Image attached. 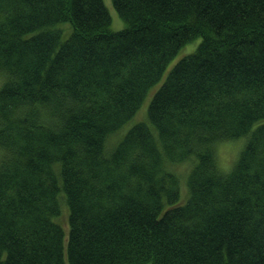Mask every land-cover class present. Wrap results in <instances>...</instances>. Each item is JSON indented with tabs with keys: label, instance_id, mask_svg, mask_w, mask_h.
<instances>
[{
	"label": "trees",
	"instance_id": "1",
	"mask_svg": "<svg viewBox=\"0 0 264 264\" xmlns=\"http://www.w3.org/2000/svg\"><path fill=\"white\" fill-rule=\"evenodd\" d=\"M112 4L0 0V264H264V0Z\"/></svg>",
	"mask_w": 264,
	"mask_h": 264
},
{
	"label": "rangeland",
	"instance_id": "2",
	"mask_svg": "<svg viewBox=\"0 0 264 264\" xmlns=\"http://www.w3.org/2000/svg\"><path fill=\"white\" fill-rule=\"evenodd\" d=\"M105 5L109 9V12L112 17L110 28L113 30H120L123 29L126 26V22L120 17L116 9L114 8L112 4V0H104ZM61 26L64 28L63 38H66L69 33L72 30V26L69 22H63L61 23ZM200 42V39H197L195 41H192L188 44H186L184 47L181 48V50L178 52V54L170 61L168 64L162 79L154 84L149 91L147 92V95L145 96L140 108L135 113V115L128 120L119 130H117L115 133H113L110 138L108 139V142L106 143V149L107 151H111V149L124 137L126 132L129 130L130 127H132L135 123L141 122V121H149L148 116V106L152 99V96L154 92L158 89L160 84L163 82L164 78L168 74L169 70L172 68V66L183 56L186 54L192 52L198 43ZM246 140L245 136L240 137L239 139L233 140V141H226L221 143L219 146L218 152H219V165L222 169L229 170L231 165L233 164L237 154L239 153L242 145V141L244 144V141ZM242 145V146H241ZM241 146V147H240ZM182 188L184 189L186 185V177L183 176L181 178ZM60 202H61V208L62 212L61 215L55 217V220L60 223L65 231V243H67L68 234L70 230V224H69V207L66 202L65 196L63 193H60ZM185 193L182 192L181 199L179 200L180 203H183L185 201ZM68 264V262H67Z\"/></svg>",
	"mask_w": 264,
	"mask_h": 264
}]
</instances>
